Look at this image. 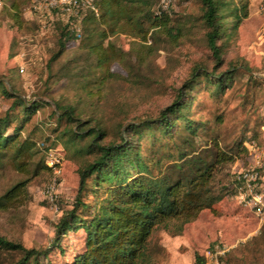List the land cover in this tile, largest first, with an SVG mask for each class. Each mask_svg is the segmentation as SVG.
I'll return each mask as SVG.
<instances>
[{
    "label": "rangeland",
    "instance_id": "374dc122",
    "mask_svg": "<svg viewBox=\"0 0 264 264\" xmlns=\"http://www.w3.org/2000/svg\"><path fill=\"white\" fill-rule=\"evenodd\" d=\"M17 1L21 16L15 20L10 8L13 0H0V116L17 99L26 104L39 102L23 122L22 136L41 149L35 161L43 155L45 165L51 156L58 162L50 173L29 182V198L24 205L0 211V238L26 249L46 248V257L39 259L41 264H69L81 251L85 238L82 229L60 238L62 254L51 244L55 224L75 197L77 172L95 156L86 153L92 137L85 133L95 126L87 121L93 120L99 122L103 143L132 140L155 174L158 161L163 164L160 172L167 171L168 148L163 144L170 139L181 144L191 137L193 147L187 151L209 147L215 140L234 159L218 166L212 179L213 191L221 200L186 223L178 235L156 229L143 264H194L196 254L207 264L208 252L217 254L219 264H264V214L256 216L240 205L233 185L238 173L257 164L264 196V0H215L226 24V36L216 41L219 60L206 43L201 0H172L165 10L162 0H147L154 14H167L168 30L150 29L146 41L133 34L109 37L102 48L112 43L113 47L105 51L111 59L103 64L98 60L101 55L88 48L93 41L87 40L85 33L80 41H69L56 55L64 19L54 15L46 20L32 12L31 0ZM127 10L125 17L132 16ZM235 15L238 25L229 31ZM230 73L231 79L216 92L212 76ZM192 74L197 76L193 90L182 101L188 104L183 114L192 121L194 135L181 129L183 119L160 141V129L152 137L145 129L134 132L127 128L155 120L174 102L179 90L187 91L184 86ZM68 107L75 113L72 125L65 117L59 118L61 109ZM11 114L13 126L25 116L21 108ZM79 122L85 124L79 129L84 138L65 146L66 138L60 136L72 128L77 131ZM125 171L128 180L143 176L137 174L136 163L126 165ZM21 177L9 167L0 169V195ZM107 191L106 184L97 187V193L88 192L84 202L96 208ZM20 256L0 249V264L13 263Z\"/></svg>",
    "mask_w": 264,
    "mask_h": 264
},
{
    "label": "trees",
    "instance_id": "16d2710c",
    "mask_svg": "<svg viewBox=\"0 0 264 264\" xmlns=\"http://www.w3.org/2000/svg\"><path fill=\"white\" fill-rule=\"evenodd\" d=\"M201 3L203 5L201 17L207 28L206 43L216 60H219L216 41L226 36L224 32L226 24L218 14L215 0H201ZM94 6L98 14L87 12L83 17L78 41L85 33L86 39L93 41L88 48L101 55L98 60L102 64L111 59V55L106 54L105 51L113 47L112 43L108 42L107 46L102 48L104 41L109 37L119 33L133 34L146 41L150 29L168 30L170 23L165 12L153 13L151 4L147 0H95ZM10 8L13 18L18 19L21 16V3L13 0ZM126 9L133 15L125 17ZM237 16L234 17L235 24L228 28L229 31L236 29ZM75 37V34L70 33L63 26L58 38L59 52L56 55L61 53L65 45ZM202 74L207 76V73ZM232 75L233 73L223 77L211 75V81H215L216 92L222 90L223 85ZM196 78V74H192L191 79L184 86L187 91L180 93L179 90L174 102L161 110L155 120H146L138 127L131 125L127 128L134 132L137 128L145 129L151 134L150 136L156 129H160V141L170 136L177 121L183 119L184 127L181 129L194 135L195 128L192 121L183 114L188 104L183 102L182 98L193 90ZM2 87L0 83V88ZM39 106L40 103L36 101L26 104L17 99L0 116V169L9 167L22 176L0 195V211H8L24 205L29 198L27 190L29 182L41 174L51 172L44 163L43 155L35 161L41 152L35 141L22 136L23 122ZM15 108H21L25 116L19 124L13 126L14 116L11 112ZM74 115V109L62 108L59 118L65 117L72 125L75 121ZM91 122L95 126L85 133L92 137L86 146V153L93 152L95 156L79 168L78 186L71 208L63 211L55 224V237L51 244L62 254L60 238L70 231L83 230L85 234L83 247L69 264H143L150 251V238L156 229L165 228L178 235L186 223L196 219L202 210L212 209L215 203L221 200L222 197L213 191L212 179L218 166L234 159L219 148L217 141H212L211 146L201 150L193 148L187 151V147H193L189 140L191 137L183 140L181 144L170 139V143L167 141L163 144V148H168L167 171L160 172L163 164L158 161V171L155 174L150 163L143 160L132 140L121 139L119 143H103L99 122L88 120L87 124L90 125ZM83 125H85L83 122H79L75 126L77 131L73 128L67 130L70 134L68 139L67 133L60 136L66 138L65 146L69 142L84 138L85 134L79 131ZM79 149L82 151V148ZM172 149H175V152ZM135 163L138 168L137 174L143 176L128 180L125 167L133 166ZM105 184L108 185V191L96 208L84 202L88 192L97 193L96 188H101ZM82 211L84 215H81ZM0 249L21 255L18 260L10 264H41L39 259L46 257L48 253L46 248L26 249L3 238H0ZM203 263L202 257L196 254L194 264Z\"/></svg>",
    "mask_w": 264,
    "mask_h": 264
},
{
    "label": "built area",
    "instance_id": "2783aa9c",
    "mask_svg": "<svg viewBox=\"0 0 264 264\" xmlns=\"http://www.w3.org/2000/svg\"><path fill=\"white\" fill-rule=\"evenodd\" d=\"M95 0H31V10L33 13L44 19L52 18L54 15L64 19L67 30L75 34V41L79 40V25L87 12L97 15V8L94 6ZM172 0H162V8L165 10ZM51 153V152H50ZM52 155V154H50ZM58 155V154H54ZM58 158L51 156L46 161V166L51 169ZM236 189V200L243 207L253 211L256 216L264 214V196L260 189V174L257 164L251 165L246 170L238 173L233 180ZM210 261L207 264H219L217 254L212 256L208 252Z\"/></svg>",
    "mask_w": 264,
    "mask_h": 264
}]
</instances>
